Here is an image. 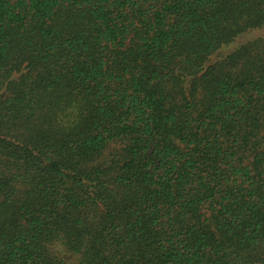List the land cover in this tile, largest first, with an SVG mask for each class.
I'll return each instance as SVG.
<instances>
[{
    "label": "trees",
    "instance_id": "obj_1",
    "mask_svg": "<svg viewBox=\"0 0 264 264\" xmlns=\"http://www.w3.org/2000/svg\"><path fill=\"white\" fill-rule=\"evenodd\" d=\"M0 264H264V0H0Z\"/></svg>",
    "mask_w": 264,
    "mask_h": 264
},
{
    "label": "rangeland",
    "instance_id": "obj_2",
    "mask_svg": "<svg viewBox=\"0 0 264 264\" xmlns=\"http://www.w3.org/2000/svg\"><path fill=\"white\" fill-rule=\"evenodd\" d=\"M256 34V33H255Z\"/></svg>",
    "mask_w": 264,
    "mask_h": 264
}]
</instances>
